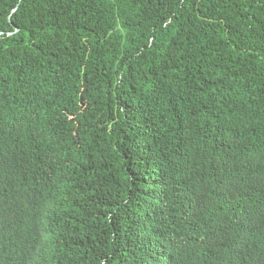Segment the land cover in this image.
Wrapping results in <instances>:
<instances>
[{
    "label": "trees",
    "instance_id": "16d2710c",
    "mask_svg": "<svg viewBox=\"0 0 264 264\" xmlns=\"http://www.w3.org/2000/svg\"><path fill=\"white\" fill-rule=\"evenodd\" d=\"M254 204L264 0H0V213L46 237L17 264H246Z\"/></svg>",
    "mask_w": 264,
    "mask_h": 264
},
{
    "label": "clouds",
    "instance_id": "9594fccd",
    "mask_svg": "<svg viewBox=\"0 0 264 264\" xmlns=\"http://www.w3.org/2000/svg\"><path fill=\"white\" fill-rule=\"evenodd\" d=\"M156 204H162L161 200L155 199ZM23 212L16 208L11 213V219L4 220L0 213V264H17V254L21 251H29L43 247V227L34 222L26 213L19 221H16L14 216ZM233 226L230 228L227 238L219 247L227 250L229 253L233 251L238 252L239 259H245L246 264H264V211L261 212L254 204L252 207L229 212ZM172 232V231H171ZM174 237L172 233L165 230L161 234L159 242H163L168 238ZM43 238V239H41ZM251 238V245L247 243ZM176 239L165 241V245H172ZM221 243V242H220ZM246 245V247H244ZM39 253V257L40 258ZM154 252L147 251L143 253L139 260L135 259L134 264H146V258H152ZM166 255L164 254L160 262H166ZM41 262H45L41 259Z\"/></svg>",
    "mask_w": 264,
    "mask_h": 264
}]
</instances>
